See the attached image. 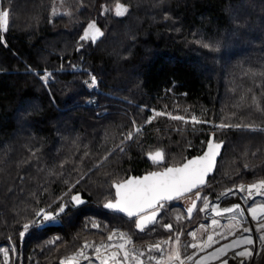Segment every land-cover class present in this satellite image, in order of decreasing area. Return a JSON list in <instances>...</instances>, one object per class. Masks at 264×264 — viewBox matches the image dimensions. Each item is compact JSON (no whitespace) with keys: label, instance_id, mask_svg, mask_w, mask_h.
<instances>
[{"label":"trees","instance_id":"16d2710c","mask_svg":"<svg viewBox=\"0 0 264 264\" xmlns=\"http://www.w3.org/2000/svg\"><path fill=\"white\" fill-rule=\"evenodd\" d=\"M64 1H0V264H59L115 228L167 238L204 218L208 194L264 179V0H76L70 13ZM91 22L94 43L81 39ZM212 133L225 149L192 218L173 202L146 235L104 209L115 182L184 163ZM64 203L61 226L21 237Z\"/></svg>","mask_w":264,"mask_h":264},{"label":"snow or ice","instance_id":"6c2138e0","mask_svg":"<svg viewBox=\"0 0 264 264\" xmlns=\"http://www.w3.org/2000/svg\"><path fill=\"white\" fill-rule=\"evenodd\" d=\"M128 12V8L123 4H117L115 14L117 16H124ZM9 25V12L3 11L0 12V30L6 31ZM103 36V32L96 26L95 22L90 23L87 26L82 40H89L94 43L99 37ZM207 47V45H205ZM50 75V74H49ZM45 81L47 80V76L43 77ZM96 77H91L90 87L96 86ZM156 115H162V113H156ZM172 119H183L179 116H174ZM193 121L199 122L193 117ZM218 127H225V125H219ZM137 132L140 130L137 129ZM132 133L128 134V139L132 138ZM221 147L220 143H209L207 152L196 159L189 160L187 163L183 164L181 167H168L163 172H152L142 178H132L122 183L116 184L117 189V197L118 199L113 203L112 201L107 202L104 206L109 209H113L120 212H125L129 217L137 216L139 219L135 222L137 228L143 232L146 226L149 223H156V215L157 211H153L151 215L141 216L140 213L144 212L146 209H160L164 207L161 201H170L174 198H178L182 196L184 193L192 192L194 188L199 187L205 183V177L207 174L212 171V168L215 163V157L219 154V149ZM149 158L154 162H158L163 160L164 154L163 152L157 150L155 153H150ZM241 190H244V185H240ZM255 188L257 190V194H260V189L264 188V181H260L257 184H253L248 187V192L251 195L252 189ZM197 199H199V193H196ZM72 206H78L84 204L85 201L81 199L79 195H74L71 197ZM207 203H204V208H207ZM67 205H61L58 212L56 214L47 213L44 211L38 212V219L33 220L31 224H25L23 226L24 231L20 233L23 238L25 232L28 231L30 226L39 227L43 224L44 221H55L56 217L59 213H63ZM196 208L195 200L192 202L191 206L188 208V214L190 215L192 211ZM203 210V209H201ZM223 212H239L243 215V209L237 204L233 207H227L222 210ZM257 212L264 214V206L259 208H252L251 213L254 219H257ZM217 215L221 214V210L219 207L216 209ZM179 219V218H178ZM165 227L171 229L172 225H165ZM261 228L264 229V222H261ZM244 231H250V229H244ZM115 235V233L113 234ZM120 238L125 240L126 234L120 233ZM193 237H195V233H192ZM109 239H112L109 236ZM208 242L212 241V237H207ZM261 241L264 242V236H261ZM245 244H253V240L250 238H245L243 241ZM126 243L131 244V238L126 239ZM179 243V240H177ZM236 245L238 246L241 241H236ZM107 248L108 246H103ZM121 249L124 248V244L119 246ZM195 247V245H193ZM231 248L232 245L226 246ZM159 250V244L150 245L149 250ZM0 251L4 252V255H8V249H0ZM97 253H99L100 249H96ZM219 253L224 254L225 249L221 248L218 250ZM251 250H245L237 253L239 256H251ZM78 255H83V252ZM130 253L124 252V259L129 258ZM216 255L215 253L213 254ZM117 253L112 254V259H115ZM87 258V257H85ZM171 258V257H170ZM175 258L177 260L180 259L179 250L175 253ZM76 257H72L69 259L68 264H75ZM138 264L139 258L137 257ZM103 264V262H102ZM183 264V261H181ZM224 264H227V261H224Z\"/></svg>","mask_w":264,"mask_h":264},{"label":"rangeland","instance_id":"374dc122","mask_svg":"<svg viewBox=\"0 0 264 264\" xmlns=\"http://www.w3.org/2000/svg\"><path fill=\"white\" fill-rule=\"evenodd\" d=\"M72 1L73 2L70 1L72 4L71 3H65V2H67V0H65L63 2L64 3L63 5H72V7L67 6V8H65V10H63V11L70 13V12H74L80 8L81 5H80V3L77 4L78 1H76V0H72ZM61 3L62 2H59L58 4H61ZM56 11H60V10H57V8H56ZM91 23H93V22H91ZM96 26L99 27L97 23H96ZM101 37H99L97 40H99ZM92 88H94V87H92ZM260 181H264V179L255 181V182L250 183V184H245V183L240 184V185H244V190H241L240 185L229 187V188L223 190L221 192L222 194L220 196H217V198H212V197H210L211 195L208 194V196L206 197V201H205V203H207L208 206H207V208H204V204H203L202 208H201V209H203L201 211L203 212L204 218L202 220H200V222H198L191 229L188 228L185 231L184 230L178 231L177 233L173 234L172 236L167 237V238H173L174 237V240H173L172 244L170 245V247L172 248V251L171 250L168 251L169 240H164L160 243H156V244H159V250H155V249H153L151 251L149 249L147 250L148 252H150L149 257L151 259H154V260L160 259L159 256L157 258V256H155L154 254H151L155 251L159 254H162L161 259H160V260H162V263L163 262H169V261H175L176 264H181V261L185 257L180 255V259L177 260L175 258V253L177 250L180 249V246L182 243H189V244L198 243V245H200V244L205 245L204 246L205 248L207 246L211 247V246L218 244L221 241H224V240H226V239H228V238H230L236 234L246 233V231H244V229H246V228L250 229V231H247V232H250L253 235L254 232L252 231V227L250 225L244 223L243 217L241 216V214L239 212L237 214H235V213L227 214L226 212L222 211L223 209H220L221 214L217 215L216 210L214 211L212 209L214 207L218 206V202H215V201H218V199L222 200L223 199L222 197L225 194H231L232 192H235V190H241L243 192V195L247 200V204H249L250 207L259 208L261 206H264V188L260 189V194H257V190L255 188L252 189L251 195L248 192L249 186H251L253 184H257ZM198 193L200 194V199H201L202 194H203L202 189ZM195 199H196V192L189 194V195H187V196H185V197H183L177 201H174V202L177 204H183L186 206V209H188ZM199 202H200V200H199ZM171 203H173V202H171ZM171 203H163L164 207L162 208L163 209L162 213H164L165 210L167 211L169 209V204H171ZM227 207H230V206H227ZM241 209H243V215H245V211L249 212L247 207H245V208L242 207ZM56 210H54V211H56ZM174 211L176 212V214H175L176 220H174V221H176L177 223H182V221L185 220L186 216H184V214L180 213L179 210L174 209ZM250 214L252 215V213H250ZM167 217L168 216L166 215V217L162 219V222L165 221L164 219H166ZM261 222H264V221H261ZM261 222L259 224H257V226H256L257 227V229H256L257 234L259 237V242H261V236H264V229L261 228ZM163 223H165V222H163ZM166 223L168 224V222H166ZM114 233H115V235H113ZM120 233L126 234L121 229H116L111 234L112 239H108L107 241H105L103 243H100L98 245H94L91 242H86L84 244V246L79 251H77L75 254H73L70 258L76 257L75 264H102V262H103V264H115L116 261L119 258H121L122 255L124 254L125 247L128 248V246L126 245L127 244L126 239L130 238L126 234L125 240H122L120 238V235H119ZM184 233H185V235H184ZM192 233H195V237H193ZM209 236L212 237V241L210 243L207 240V237H209ZM177 240H179V243H177ZM121 244H124L123 249H121L119 247ZM156 244H152V245H156ZM105 245L108 247L107 248L103 247ZM254 245H255V243H254ZM10 246H11V244L9 246L3 248V249H9ZM252 246L247 244V245L243 246L242 248H243V250H250V248ZM97 248L100 249L99 253H97V251H96ZM193 249H195V248H193ZM81 252H83V255H78ZM113 253H117V256L115 259H112ZM142 253H143V251L141 250L140 254H142ZM9 254L10 253L8 251V255L5 256L6 260L9 259V257H10ZM85 257H87V258H85ZM193 258L190 260H193ZM62 264H68V263H67V261H63Z\"/></svg>","mask_w":264,"mask_h":264},{"label":"flooded vegetation","instance_id":"af4514ba","mask_svg":"<svg viewBox=\"0 0 264 264\" xmlns=\"http://www.w3.org/2000/svg\"><path fill=\"white\" fill-rule=\"evenodd\" d=\"M226 195V194H225ZM224 195V196H225ZM224 196L222 198H224ZM218 206L219 209H221V203H222V200L218 199ZM217 207H214L212 210H216ZM249 215L248 216V219L250 220L251 218H253V216L248 212ZM246 215V214H245ZM244 215V216H245ZM258 217H261L260 216H257ZM136 221H137V218H135ZM254 219V218H253ZM252 219V220H253ZM46 221H44L43 223H45ZM244 223L250 225L252 227V231L254 232V234L252 235L250 232H246V233H243V234H236L224 241H221L220 243L218 244H215L211 247L207 246L206 248L204 247L205 245H198V243H192V244H189V243H182L181 246H180V249H179V252H180V255L181 256H184L185 258L182 260L183 261V264H209V262L212 260L210 259L209 260V257H207L209 255V252L211 250H213V248H215L216 246L224 243L225 241L233 238V237H240L241 238V243L240 245L237 247V248H231L230 249V252L232 251H238V250H241L243 249L242 247L247 245L245 243H243L242 241L245 239V238H250L253 240V244H249L250 246H252L250 248L252 254L251 256H244V258H241V259H238V256H229L227 258L225 257H221V259L219 260V264H224V261H227V264H238L239 261L241 262V264H256V260H257V256L259 255V250H261V247H262V244H264V242H259V237H258V234H257V227L255 224H253L252 222H246L244 221ZM156 224V223H155ZM154 225V224H153ZM136 226V225H135ZM152 226V225H151ZM137 228V226H136ZM149 227L145 228V230L142 232L143 234H146V235H149L152 233V231H149L148 230ZM116 229H121V228H115ZM191 229V228H190ZM122 230V229H121ZM124 231V230H122ZM140 231V230H139ZM132 240V243L131 244H126L128 246L125 247V251L129 252L130 255H129V258L128 259H124V254L122 255L121 258H119L115 264H138V261H137V257L139 258V262L140 264H176L175 261H169V262H163L162 263V260L161 259V255L162 254H159L157 252H153L151 254H154L155 256H159L160 259H157V260H154V259H151L149 257L150 255V252H148L147 250L149 249V246L152 245V244H156V243H160L164 240H169V248H168V251H172V248L170 247V245L172 244L173 240H174V237L173 238H160L156 241H147L143 238H134V237H131L129 232L128 231H124ZM241 232V231H240ZM187 239V238H186ZM255 243V245H254ZM193 245H195V247H193ZM195 248V249H193ZM236 249V250H234ZM141 250L143 251L142 254H140ZM242 251H245V250H242ZM75 254V253H74ZM73 255V254H72ZM72 255H68V256H64L61 258L59 264H62L63 261H69V258L72 256ZM194 257V258H193ZM193 260H190L192 259ZM226 259V260H225Z\"/></svg>","mask_w":264,"mask_h":264},{"label":"water","instance_id":"95a60500","mask_svg":"<svg viewBox=\"0 0 264 264\" xmlns=\"http://www.w3.org/2000/svg\"><path fill=\"white\" fill-rule=\"evenodd\" d=\"M117 7V6H116ZM116 7H115V10H116ZM95 24H96V22H95ZM99 28V27H98ZM100 29V28H99ZM101 30V29H100ZM98 40H96L95 42H97ZM220 143L221 144V147H220V149H219V154L218 155H216V157H215V163H214V166H213V168H212V171H210L208 174H207V176L205 177V183L203 184V185H200L199 187H197V188H194L193 190H192V192H188V193H184L182 196H180V197H178V198H174V199H172V200H170V201H161L160 203H171V202H174V201H177V200H179V199H181V198H183V197H185V196H187V195H189V194H192V193H194V192H197V191H199V190H201V189H203L204 187H206L207 185H208V182H209V178L212 176V175H214V173L216 172V170H217V167H218V163H219V160H220V158H221V156H222V154H223V152H224V149H225V141H217L216 140V134L215 133H212L211 135H210V138H209V140H208V142H207V146H206V148H205V150L201 153V154H198V155H195V156H193V157H191V158H189V159H187L184 163H182V164H180V165H169V166H167V167H164V168H162V169H155V170H152V171H150V172H147V173H144L143 175H134V174H132V175H130L127 179H125V180H123V181H121V182H115L114 183V188H115V194L117 193V189H116V184H119V183H122V182H124V181H127V180H129V179H132V178H142V177H144V176H146V175H148V174H150V173H152V172H163L166 168H168V167H181L183 164H185V163H187L189 160H193V159H196V158H198V157H201V156H203L206 152H207V150H208V145H209V143ZM163 162V160H160V161H158V163H162ZM75 195H79L80 197H81V199L82 200H84V198H83V196H82V194H75ZM199 197H200V194H199ZM118 199V197H117V194H116V198L115 199H111V200H109V201H112L113 203L116 201ZM199 200H200V198L199 199H195V202H196V208H197V205H198V202H199ZM84 201H86V200H84ZM109 201H107V202H109ZM106 202V203H107ZM215 202H217V201H215ZM214 202V203H215ZM105 203V204H106ZM63 205H65V203L63 204ZM67 208L68 207H66L65 208V211L63 212V213H59V215L56 217V220L55 221H46L45 223H43L41 226H39L40 228H42V229H45V228H47V227H59V226H61L63 223H62V219H61V215L62 214H64L66 211H67ZM196 208L192 211V213L189 215V217L190 218H192L193 217V215H194V212H195V210H196ZM252 208H256V207H248V210H249V213H251V209ZM104 209H106L107 211H111V212H114V213H118V214H121V215H124V216H126V217H128V218H137V220L139 219V217H137V216H133V217H129L125 212H120V211H116V210H113V209H109V208H106L105 206H104ZM59 210V209H58ZM58 210L57 211H45V210H42V211H44V212H47V213H52V214H56L57 212H58ZM188 210V209H187ZM153 211H157V215H156V221L158 220V218H159V216L161 215V213L163 212V209L162 208H160V209H146L144 212H142V213H140V215L141 216H146V215H151V213L153 212ZM188 212V211H187ZM259 215H261V213L260 212H257V216H259ZM155 224V223H154ZM151 225H153V223H149L147 226H146V228L147 227H149V226H151ZM138 229V228H137ZM139 230V229H138ZM236 241H241V238L240 237H233V238H231V239H229V240H227V241H225L224 243H222V244H220V245H218V246H216L215 248H213V250H211L210 252H209V255L207 256V257H209V260L210 259H212V260H215V259H219V258H221V257H225V258H227V255H228V253L230 252V249L231 248H236V247H238L237 245H236ZM228 245H232V247L231 248H228V247H226V246H228ZM221 248H224L225 249V253L224 254H221V253H219V249H221ZM238 252V251H237ZM216 254L215 256L213 255V254ZM241 258H244V256L242 257V256H239L238 255V259H241ZM238 264H241V263H238Z\"/></svg>","mask_w":264,"mask_h":264},{"label":"bare ground","instance_id":"6f19581e","mask_svg":"<svg viewBox=\"0 0 264 264\" xmlns=\"http://www.w3.org/2000/svg\"><path fill=\"white\" fill-rule=\"evenodd\" d=\"M44 137H45V134H44ZM237 204L240 206V208H242V207L243 208H245V207L248 208V206H249V204H247V200L244 197L243 192L241 190H235V192H232L231 194H226L224 196V198L222 199V203H221V206L220 207H221V209H224V208H227V206L233 207V206H235ZM226 213L227 214H232V213L237 214L238 212H226ZM245 214H246L245 216L244 215H241L243 217V220L246 221V222H252L256 226L261 221H264V214H261V217H258L257 219L251 218L250 220L248 219V216L247 215H249V214H248L247 211H245ZM234 250H236V249H234ZM242 250L243 249L238 250V252L237 251H235V252L234 251L233 252L231 251V252L228 253L227 257H229V256H231V257L232 256H238L237 253L241 252ZM261 250L262 251L259 250V255L257 256L258 258H257V260L255 262L256 264H264V244H262ZM220 259L211 260L209 262V264H219V260ZM239 263H241V262L239 261Z\"/></svg>","mask_w":264,"mask_h":264}]
</instances>
